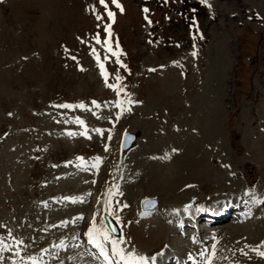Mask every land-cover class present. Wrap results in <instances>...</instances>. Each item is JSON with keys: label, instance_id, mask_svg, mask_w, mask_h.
<instances>
[{"label": "rangeland", "instance_id": "1", "mask_svg": "<svg viewBox=\"0 0 264 264\" xmlns=\"http://www.w3.org/2000/svg\"><path fill=\"white\" fill-rule=\"evenodd\" d=\"M105 2L108 8L100 0H0V264H31L30 256L40 264H66L69 243L83 244L89 227L95 222L99 228L105 214L114 218L126 245L149 256L172 252L184 264L188 253L210 248L215 236V264H264L253 251H264L263 206L258 215H246L251 208L244 206L228 216L245 229L261 224L257 246L249 243L237 251L231 247L242 237L223 239L219 229L228 222L201 223L198 232L184 234L172 214L186 205L211 209L257 186L264 198V0H118L123 12ZM108 10L115 13L114 22ZM109 23L111 37L105 31ZM106 40L122 50L126 68L108 52ZM100 63L110 73L109 83L117 73L124 77L119 96L107 87ZM129 99L137 102L129 105ZM117 100L125 101L122 114ZM80 102L85 109L54 107ZM206 123L210 129L201 143L207 147L195 159L197 176L188 175L186 155L171 149L164 170L172 190L165 184L164 190L148 193L156 178L149 170L165 159L160 146L167 133L176 127L185 143L183 127L193 135ZM85 128L91 139L80 134ZM126 131L138 138L133 148L122 150ZM97 156L103 161L98 169L91 166ZM114 184L129 199L130 210L122 211L128 201L122 195L109 197ZM145 197L156 198L162 213L144 216ZM105 200L112 201L107 210ZM74 220L70 232L67 222ZM77 229L79 236L67 240ZM158 231L163 234L155 239ZM199 235L203 239L192 240ZM71 251L67 258L73 264L87 263L80 254L78 261L76 254L68 256Z\"/></svg>", "mask_w": 264, "mask_h": 264}, {"label": "bare ground", "instance_id": "2", "mask_svg": "<svg viewBox=\"0 0 264 264\" xmlns=\"http://www.w3.org/2000/svg\"><path fill=\"white\" fill-rule=\"evenodd\" d=\"M189 121V120H188ZM196 121V120H195ZM205 122V121H204ZM167 123V122H166ZM202 123V122H201ZM187 124V123H186ZM192 124V123H191ZM198 124V123H197ZM214 124L215 123H212L210 126H214ZM194 125H196V124H194ZM190 126V125H189ZM199 127V126H198ZM172 128H174V127H172ZM200 128V131H197V133L196 134H193L192 135V132L190 133V130L187 128V130L188 131H185L184 129H185V127H183V130L181 131V134L183 133V137H186V138H184V142L186 143H182V140L178 137V135H179V133L177 134V131H176V127H175V129L173 130L172 129V131L170 130L167 134V136H165V140L167 141V142H165V140L164 141H162V146H160V148L161 147H163V148H161L163 151H161L159 148L156 150V152L155 153H158L157 151H161L160 153H162L163 154V152L164 153H167L168 154V156H169V152H171V149H173V148H177V149H179L180 151H181V153L185 156V158H186V160H185V163H183V165H185V166H190V171H188V175L191 177V178H194V176H197V173H198V170L196 169V164L197 163H199L200 161H196L195 159L198 157V158H202L203 157V154H201L200 156L198 155V153L199 152H201V150H203L202 149V146L203 145H205V144H202L201 142H203V139H205L204 138V136H205V131L207 130H209L210 128H209V125L206 123V124H204V125H202V127H199ZM208 128V129H207ZM169 130V129H168ZM195 131V130H194ZM187 132H189V133H187ZM203 134H204V136H203ZM185 135V136H184ZM208 135V134H207ZM206 135V136H207ZM208 138V137H207ZM194 140V141H193ZM187 141V142H186ZM182 143V144H181ZM204 143H205V141H204ZM160 144V143H159ZM183 144H185L186 146H183ZM135 145V144H134ZM205 147H207V144L205 145ZM185 151V152H184ZM132 153H134V152H132ZM165 155V154H164ZM163 155V156H164ZM171 155H173V154H171ZM161 157V156H160ZM170 157V156H169ZM159 158V157H158ZM163 158V157H162ZM171 158V157H170ZM158 161V162H157ZM171 161H172V159L171 160H169V158L166 160V159H161V160H156V163L153 165V166H151V168H150V170H149V172H150V174H151V176L152 175H154L156 178L154 179V181L153 182H151V184L148 186V187H150L147 191H149L148 193H157V192H159V191H162V190H164V187H165V184H167L168 186H167V188H168V190L170 191V190H172L171 188L174 186V183L173 182H171L170 181V178H169V175H168V172H167V170L165 169L164 170V168L166 167V166H170L169 164L171 163ZM129 165V164H128ZM199 166H200V164H199ZM148 167H149V165H148ZM167 167V168H168ZM147 168V167H146ZM148 172V171H147ZM186 172V171H185ZM209 175V174H208ZM207 177V176H206ZM205 177V178H206ZM180 178L181 177H179L177 180H176V182H178L179 183V180H180ZM183 180V179H182ZM182 180L180 181V182H182ZM191 180V179H190ZM206 180V179H205ZM235 181V180H234ZM248 181H246V183H247ZM208 184V183H207ZM248 186H249V182H248V184H247ZM221 188H223V185H221ZM213 189V188H212ZM212 189H210V190H212ZM250 190V191H249ZM146 191V190H145ZM146 193V192H145ZM144 193V194H145ZM147 193V194H148ZM262 193H263V189L260 187V186H257L256 188H254V189H247L246 190V192L245 191H243L242 193H240L239 194V196L238 197H236V198H234V200H229L228 199V201H227V203L225 204H223L222 202H217L216 204H214L213 206H212V208H211V210H209V209H203V208H200V207H198V204H196V205H193V206H189L188 207V209L187 210H185V207H183L182 206V208H179V211L178 212H173L172 214H173V216H175V218H176V225H177V223H178V226H179V231H184L183 229H185V226H188L189 224H188V218H185V216L184 215H182V214H185V213H187V211L189 210V209H193L196 213H197V217L198 218H200V219H203V220H205L206 222H207V224H210V227H211V225L212 224H214L215 222H220V223H225V222H228L227 224H223V226L221 227V228H219V229H221V230H223V232H225L224 234H223V239H228V238H232V237H234V238H239V237H242V240H240L239 242H237V243H235L234 242V246H232L231 247V249H232V251L233 250H235V251H237L236 249H238V248H240L241 246H244L245 247V245H248L249 243L250 244H253L254 245V247H256L257 245H256V243H259V241H260V239H261V237H260V232H258L259 230H260V228H261V224H260V222H258V224L255 222V224H254V226L252 225V223L250 224V227L248 226L247 227V229H245L244 227H242L244 224H240V225H237L236 223H235V220H234V222H232V221H230L229 222V220L231 219V217H229L228 218V216H230L231 214H232V211H234L235 209H239V210H241V209H243V207L244 206H247V207H250L251 209L249 210V211H246L245 212V214L246 215H252V216H254V215H258V209H259V207L260 206H263L264 207V204H261V203H256V202H254V200L252 199V196H253V194H255V197H257V198H260L261 197V195H262ZM233 194V193H232ZM123 196V195H122ZM237 196V195H236ZM122 198V197H121ZM122 199H125V200H128V201H125V202H127V207H123V209H122V211H127V210H130L132 207H131V204L129 203V199H126V197H124L123 196V198ZM121 199V200H122ZM140 200V199H139ZM67 201H71V200H67ZM230 202V203H229ZM234 204V205H230V206H228L229 204ZM118 206V204H116V203H113V205H112V207H113V209H115L116 207ZM222 206H224V209L222 210L221 208H222ZM231 206L233 207V208H231ZM131 207V208H130ZM237 207H240V208H237ZM207 208H209V207H207ZM165 208L164 207H162V206H160L157 210L155 209V210H146V209H143V208H141V205H140V211L142 212V214L144 215V216H147V215H150V214H158V213H162V211L164 210ZM67 211H70V210H66L65 212H67ZM132 211V210H131ZM65 212H64V214H65ZM103 214H104V210H102L101 211ZM70 213H71V211H70ZM70 213H68V214H65V215H69ZM231 213V214H230ZM72 216L70 217V218H73L74 217V219H75V215H73V214H71ZM106 215V214H105ZM183 216L184 218H185V220L182 222L180 219H179V216ZM231 216H233V214L231 215ZM76 217H79V216H76ZM257 216H255V218H256ZM113 220H114V218H112ZM233 219V218H232ZM240 219V218H239ZM153 221V220H152ZM254 222V221H253ZM67 223H70L69 225H70V227H68L67 226V228H68V231H72V229H71V226L72 225H76L75 223V220H74V223L73 224H71V222L70 221H68ZM150 223V222H149ZM239 223V222H238ZM191 225V224H190ZM177 226V227H178ZM245 226V225H244ZM99 228H101V229H104V230H108L109 232H110V235L112 236V237H114V238H117V239H120V238H122V236H121V234H115V233H113L110 229H109V226H108V224H107V222H106V220H105V217H104V220L102 219V221H101V225L99 226ZM199 228V227H198ZM198 228H196L195 230L193 229L192 231H197L198 232ZM171 228L169 227V229L168 230H170ZM181 229V230H180ZM200 229V228H199ZM250 229H252V230H250ZM201 230V229H200ZM225 230V231H224ZM244 230V235H242V234H240V231H243ZM77 231V234H73V235H69L68 237H67V240H73L74 239V236H79V234H78V229L76 230ZM150 231V230H149ZM171 231H174V230H172L171 229ZM170 232V231H169ZM186 232V231H185ZM218 232V231H217ZM216 231H215V234L217 233ZM161 233L162 232H157V234L156 235H154V238L156 239H160L159 238V235H161ZM163 234V233H162ZM198 234H200V233H198ZM122 235H126V233L125 232H123L122 233ZM247 235V236H246ZM244 237H246V238H244ZM197 239H199V240H201V239H203V237H200V235H199V237L197 238ZM196 239V240H197ZM106 243V246H107V248L110 250V248H111V245H110V243H108V242H105ZM71 243H69V247H68V249L69 250H72L71 252H70V254L68 255V256H70V255H72V254H76V256H75V258H76V260L78 261L79 259H80V257L77 255V254H80V256H81V258L83 259V261L84 262H86L87 261V263L86 264H93L92 262H91V260H90V258H87L85 255H83V254H81V253H76L75 252V248H82V247H80V245H79V247L78 246H73V244H71ZM89 245V243H87V246ZM256 245V246H255ZM261 245V244H260ZM122 247L123 248H125V250H127V249H129L131 246H128V245H126V243H123V245H122ZM253 247V246H252ZM251 247V248H252ZM86 248V247H85ZM62 249H63V247H62ZM68 249H67V251L65 252V254L66 255H64L63 257L65 258V262H66V264H73V261L69 258V260H68V258H67V252H68ZM78 249V250H79ZM138 252H140V253H142V251H140V250H143V249H136ZM80 251V250H79ZM234 251V252H235ZM154 252H155V250H154ZM153 252V253H154ZM240 253V252H239ZM144 254V253H143ZM149 254V253H148ZM150 254H152V251L150 252ZM243 255V254H242ZM237 256V255H236ZM79 259H78V258ZM159 260L160 261H162V262H164L165 264H169L172 260H173V256H172V252H164V254L162 255V256H159ZM69 261V262H68ZM155 263V262H154ZM153 262H152V264H154ZM83 264V263H82Z\"/></svg>", "mask_w": 264, "mask_h": 264}, {"label": "snow or ice", "instance_id": "3", "mask_svg": "<svg viewBox=\"0 0 264 264\" xmlns=\"http://www.w3.org/2000/svg\"><path fill=\"white\" fill-rule=\"evenodd\" d=\"M111 2L121 12L124 11L123 5L120 4L118 2V0H111ZM201 2H206V0H201ZM100 3L103 4L105 6V8H108V5L106 4L105 0H100ZM208 6L211 7V5H208ZM90 7H94V6L90 5ZM144 11L147 12L148 9L145 8ZM107 16L110 19H112V21L114 22L115 13L113 11L108 10ZM96 19L101 20V16L97 15ZM105 31L108 33V36L111 37L112 25L110 23L105 25ZM95 39H96L97 43L101 42L99 34H96ZM105 45L107 47L108 52L112 53V55L116 57V63L121 64L122 67L126 68L127 65H123L122 61L120 60V55H121L122 50H119V51L114 50L111 46L110 40H106ZM193 55H196V53L193 52ZM73 58L75 59V57H73ZM96 59H97V61L100 60L99 55L96 56ZM99 67L101 70V75L103 76L104 81H105L108 88L114 89L116 91L117 96H119L120 93L125 91L124 86H122V81L124 79L123 76H121L119 73H117L114 77L115 82L109 83L108 81H109L110 73L107 70V68L105 67L104 63H100ZM81 70H83V69H81ZM153 71H154V69H153ZM136 102L137 101H132L131 99L127 100V103L129 105H131L132 103H136ZM124 103H125L124 100H117L116 101V106H117V108L120 109L121 114L125 110L124 109ZM92 104L96 105V107H100V105L97 104V102L95 100L92 101ZM54 107H58V108H76V107H79L81 109H85L86 105L83 102H80L78 104L64 103V104L54 105ZM128 110H130V108ZM9 115H11V113H9ZM76 122L81 124V125H84V121L79 119V118H77ZM94 131L99 133L101 136L104 135L103 129L97 128V129H94ZM80 134L86 136L88 139H91V136L88 134L87 128H85V131L83 133H80ZM68 135H75V133L69 132ZM110 138L111 137L109 136V139ZM105 150H107V146H105ZM172 151L176 152L177 149L173 148ZM163 158L167 159L170 157L166 153ZM77 159L81 162V164L84 163V157L81 156V157H78ZM102 162H103L102 158L97 156L94 158V162L92 163L91 166L93 168L98 169L99 165ZM108 195H109V197H114V196H118V195H123V193L120 192L119 185L114 184L112 187H110L108 189ZM65 199L71 200L73 203L78 202L76 197H65ZM252 199L256 203L264 204V198H257V197H255V194H253ZM79 202H83V200L81 199V200H79ZM111 202L112 201H110V200H105L106 210H107L108 206H110ZM144 202L145 203H153L154 201H151L148 198H146ZM127 206H128L127 204L122 205V207H127ZM188 207L189 206L186 205L185 210H187ZM178 211H179V209H173V212H178ZM79 218L80 219L83 218L82 214ZM117 219H119V216H117ZM62 223H64V222H62ZM87 236H88L89 241L91 243H94L96 245V247L100 250L99 255L103 258V264H117V262L113 260V257H118V261L122 262V264H152V262L156 261V259L159 255H162V253H157L156 255L149 256L147 254H143V253L138 252L134 247H130L129 249L125 250V248L122 247L123 243H125L124 238L117 239V238L112 237L108 230L98 228L96 226L95 222H93L92 226L89 227V229L87 231ZM212 239H213V243L211 244L210 248H208V247L203 248L200 251H198L196 254L188 253L185 264H215L217 242L215 240V236H213ZM105 242L110 243V245H111L110 250L107 248ZM17 243H20V241H17ZM2 244H3V242H2V240H0V245H2ZM261 245L264 246V242H261ZM60 247H65V244L63 241L61 242ZM240 251L242 252V254L247 255V253L244 252L243 249H240ZM253 251H256L259 256L264 257V251L260 250L259 247L253 248ZM29 259L31 260V264H40L38 257L30 256Z\"/></svg>", "mask_w": 264, "mask_h": 264}, {"label": "water", "instance_id": "4", "mask_svg": "<svg viewBox=\"0 0 264 264\" xmlns=\"http://www.w3.org/2000/svg\"><path fill=\"white\" fill-rule=\"evenodd\" d=\"M136 139H137V135L135 133L130 132V131L125 132V134L123 136L122 149L127 150V149L132 148ZM146 198H148L149 200L154 201V202L153 203H145L144 201ZM146 198H144L142 200V208L154 210L159 204L158 200L156 198H153V197H146ZM106 218H107L108 223H109L110 227L112 228V230L115 233H118V230H117L114 222L111 220V218L109 216H106Z\"/></svg>", "mask_w": 264, "mask_h": 264}]
</instances>
